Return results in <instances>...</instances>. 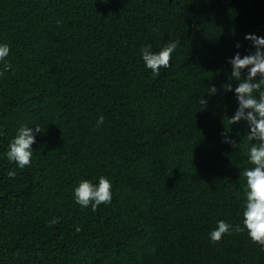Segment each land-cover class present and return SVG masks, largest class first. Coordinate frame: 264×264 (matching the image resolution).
Wrapping results in <instances>:
<instances>
[{
    "label": "trees",
    "instance_id": "16d2710c",
    "mask_svg": "<svg viewBox=\"0 0 264 264\" xmlns=\"http://www.w3.org/2000/svg\"><path fill=\"white\" fill-rule=\"evenodd\" d=\"M248 34L264 36V0H0V264H264L246 231L209 238L242 222L253 167L247 122L228 124ZM169 41L153 78L141 49ZM21 124L42 130L23 169L6 157ZM100 176L111 203L82 209L74 188Z\"/></svg>",
    "mask_w": 264,
    "mask_h": 264
},
{
    "label": "clouds",
    "instance_id": "9594fccd",
    "mask_svg": "<svg viewBox=\"0 0 264 264\" xmlns=\"http://www.w3.org/2000/svg\"><path fill=\"white\" fill-rule=\"evenodd\" d=\"M56 23L59 25L61 21L57 20ZM245 39L251 41L255 51L243 57L240 52H236L229 59L232 66L229 80L238 82L234 89L238 108L234 115L229 117L228 124H237L242 120L247 122L250 131L246 136L248 143L244 147L247 150L248 162L253 167H246L240 173L246 182L242 222L233 225L224 220H218L216 227L210 231L209 238L212 243H219L226 234H240L246 231L250 240L260 245L261 250L264 251V36L248 34ZM235 46L241 47L240 43ZM177 47V41H169L156 52L151 50L150 45L141 49L142 60L151 70L153 78L159 77L161 68L171 66L172 54ZM9 53L10 46L7 43H0V62L5 61ZM9 67L10 65L5 64V68ZM245 69H247V75L242 76ZM3 75L4 72L0 71V76ZM222 88L225 92L233 91L231 82L223 84ZM216 92L217 88L213 85L208 93L215 95ZM200 103L206 105L207 101L202 98ZM103 123L104 116L100 115L96 121V127L99 128ZM225 128L226 132L230 131L226 126ZM40 132L42 130L39 125H35L33 130L27 124H21L8 145L7 160L15 162L21 169L29 166L33 155L32 145L36 142V134ZM222 135L225 136L224 142L234 148L241 147L236 140L228 139L226 133ZM7 174L10 178L16 175L14 170H9ZM112 187V182L105 176H100L98 183H93L90 179H82L73 190L74 200L82 209L90 207L92 211H96L101 204L111 203ZM47 223L51 227L59 223V218L53 217ZM82 230L79 224L75 225L76 233Z\"/></svg>",
    "mask_w": 264,
    "mask_h": 264
}]
</instances>
